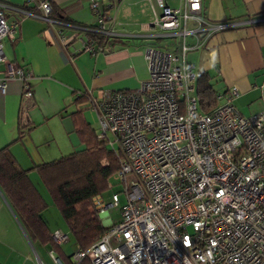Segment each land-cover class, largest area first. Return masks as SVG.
<instances>
[{
	"label": "built area",
	"instance_id": "2783aa9c",
	"mask_svg": "<svg viewBox=\"0 0 264 264\" xmlns=\"http://www.w3.org/2000/svg\"><path fill=\"white\" fill-rule=\"evenodd\" d=\"M89 1L98 23L87 32L112 36L98 0ZM157 3L161 14L152 26L183 39L197 31L204 39L224 29L201 16L202 0H182V9L163 0ZM36 5L54 23L48 18L50 0ZM3 9L0 62L6 61L3 44L13 39L16 26L6 20ZM189 20L196 22L195 29H188ZM73 38L60 39L66 45ZM102 49L87 36L82 41V51ZM186 50L183 45L178 57L148 47L147 78L136 91L90 96L99 124L96 137L119 156L113 175L123 186L126 202L114 223L106 210L119 205L118 194H112L109 203L99 195L92 199L106 231L86 252L76 250L74 262L87 258L92 264H264V110L242 115L235 106L238 90L230 87L216 96V107L201 112ZM29 76L7 62L0 90L17 77L29 96ZM260 90L264 99V84ZM51 237L58 245L68 241L61 231Z\"/></svg>",
	"mask_w": 264,
	"mask_h": 264
},
{
	"label": "crops",
	"instance_id": "0c3cea01",
	"mask_svg": "<svg viewBox=\"0 0 264 264\" xmlns=\"http://www.w3.org/2000/svg\"><path fill=\"white\" fill-rule=\"evenodd\" d=\"M51 1L67 23H50L39 11L23 10L25 0H0L6 20L16 25L13 39L3 44L6 61L0 62V79L7 62L30 75L29 96L17 77L8 79L5 90H0V149L8 146L46 202L41 218L51 233L61 231L68 236L37 167L84 148L72 113L78 112L79 120L97 136L99 124L90 96L136 91L147 78L146 48L179 57L186 46L187 62L196 75L209 76L216 96L235 87L239 93L235 106L242 115L264 110L260 90L264 84V0H202L201 16L211 25L224 26L204 39L200 31L183 39L152 26L161 14L157 0H98L103 24L112 34L109 38L116 40L94 53L81 50L84 31L98 23L90 1ZM163 1L173 8L183 6L182 0ZM187 27L195 29L196 22L189 20ZM73 36L66 45L61 43L60 38ZM217 104L218 100L214 107ZM67 242L61 247L68 254ZM56 259L52 251L32 244L0 191V264H58Z\"/></svg>",
	"mask_w": 264,
	"mask_h": 264
},
{
	"label": "trees",
	"instance_id": "16d2710c",
	"mask_svg": "<svg viewBox=\"0 0 264 264\" xmlns=\"http://www.w3.org/2000/svg\"><path fill=\"white\" fill-rule=\"evenodd\" d=\"M38 1L25 0L27 6H22L23 10L38 12ZM4 16L6 18L5 12ZM48 18L55 23L68 22L53 7L51 0ZM84 32L85 36L94 40L101 48L110 46L116 40V37ZM194 93L201 112L207 113L215 106L216 92L207 74L196 75ZM71 115L74 119V130L84 148L39 165L37 170L66 224L68 241L76 246V250L86 252L106 231L98 211L93 207L92 199L102 195L107 187V179L118 171L119 156L105 142L97 139L92 128L79 120L78 112ZM21 134L20 131L18 139ZM7 147L0 149V191L29 240L35 246L38 244L52 251L61 264H92L87 258L74 262V252L67 254L61 244L53 241L52 233L41 218V213L47 207L46 202L29 181L26 171L17 165ZM103 158L107 160L106 165L100 163Z\"/></svg>",
	"mask_w": 264,
	"mask_h": 264
},
{
	"label": "rangeland",
	"instance_id": "374dc122",
	"mask_svg": "<svg viewBox=\"0 0 264 264\" xmlns=\"http://www.w3.org/2000/svg\"><path fill=\"white\" fill-rule=\"evenodd\" d=\"M93 126L95 129H97V122H93ZM101 165H104L107 163V160L103 158L100 161ZM112 194H118L119 196V205L115 207H110L106 210L108 216L111 218V220L116 223L120 220L121 217V208L124 206L126 200L123 193V186L121 185L120 181L115 178L114 175H111L107 179V187L103 191L102 195H100L105 203H109L111 201V195ZM63 221V219H62ZM64 222V221H63ZM65 224V223H64ZM67 251L71 253L76 252V246L72 244L70 241H68L66 244Z\"/></svg>",
	"mask_w": 264,
	"mask_h": 264
},
{
	"label": "water",
	"instance_id": "95a60500",
	"mask_svg": "<svg viewBox=\"0 0 264 264\" xmlns=\"http://www.w3.org/2000/svg\"><path fill=\"white\" fill-rule=\"evenodd\" d=\"M59 263H60V261L58 260V259H56ZM61 264V263H60Z\"/></svg>",
	"mask_w": 264,
	"mask_h": 264
}]
</instances>
